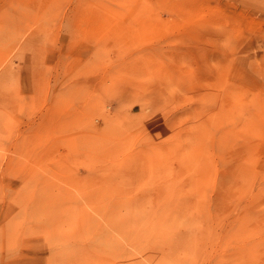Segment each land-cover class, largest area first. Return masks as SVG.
<instances>
[{
    "label": "rangeland",
    "instance_id": "374dc122",
    "mask_svg": "<svg viewBox=\"0 0 264 264\" xmlns=\"http://www.w3.org/2000/svg\"><path fill=\"white\" fill-rule=\"evenodd\" d=\"M0 107V264H264V0H0Z\"/></svg>",
    "mask_w": 264,
    "mask_h": 264
},
{
    "label": "bare ground",
    "instance_id": "6f19581e",
    "mask_svg": "<svg viewBox=\"0 0 264 264\" xmlns=\"http://www.w3.org/2000/svg\"><path fill=\"white\" fill-rule=\"evenodd\" d=\"M14 47H16V46H14ZM17 47H18V46H17ZM8 49H9V48H8ZM8 49L6 48V50H8ZM12 49H13V48H12ZM14 49H15V48H14ZM19 49H20V48H19ZM19 49H18V50H19ZM8 52H10V51H8ZM10 53H11V52H10ZM11 55H13V54H11ZM11 55H10V56H11ZM8 63H9V61H8ZM3 65H4V64H3ZM1 68H2V66H1ZM5 70H6V68H5ZM5 70H4V71H5ZM7 70H9V69H7ZM0 108H2V107H0ZM24 167H25V166H24ZM24 167H23V168H24ZM26 168H27V166H26ZM26 168H25V169H26ZM25 169H24V170H25ZM32 169H33V168H32ZM26 170H27V169H26ZM33 170H34V169H33ZM31 171H32V170H31ZM32 172H33V171H32ZM136 262H137V261H136Z\"/></svg>",
    "mask_w": 264,
    "mask_h": 264
}]
</instances>
